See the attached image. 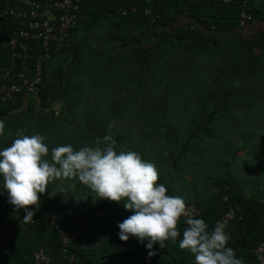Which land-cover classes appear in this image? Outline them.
<instances>
[{
  "label": "crops",
  "instance_id": "obj_1",
  "mask_svg": "<svg viewBox=\"0 0 264 264\" xmlns=\"http://www.w3.org/2000/svg\"><path fill=\"white\" fill-rule=\"evenodd\" d=\"M136 2L82 0L70 47L45 64L42 96L0 103V149L20 130L44 136L50 159L57 146L95 147L111 133L117 151L153 163L157 183L186 204L236 188L264 207V0H251L246 25L211 30L189 14L225 20L208 5L185 3L177 15L159 2L167 15L156 25L120 14ZM44 198L61 199L74 223L116 203L76 179L50 183Z\"/></svg>",
  "mask_w": 264,
  "mask_h": 264
},
{
  "label": "clouds",
  "instance_id": "obj_2",
  "mask_svg": "<svg viewBox=\"0 0 264 264\" xmlns=\"http://www.w3.org/2000/svg\"><path fill=\"white\" fill-rule=\"evenodd\" d=\"M4 135L5 123L0 120V136ZM45 139L18 130L12 144L0 149V196L6 194L14 212L24 213L25 223L33 221L50 183L76 179L97 200L122 204L132 212L118 224L119 239L136 238L145 245L149 258L156 254L152 251L155 245L163 249L166 241L175 242L182 236L179 248L193 255V264H242L228 247L227 225L217 221L210 231L204 219L188 213L183 197L166 194L165 185L157 183L153 163L135 151H117L111 133L97 138L95 147L57 146L50 159ZM182 217L186 227L181 233L177 225Z\"/></svg>",
  "mask_w": 264,
  "mask_h": 264
},
{
  "label": "trees",
  "instance_id": "obj_3",
  "mask_svg": "<svg viewBox=\"0 0 264 264\" xmlns=\"http://www.w3.org/2000/svg\"><path fill=\"white\" fill-rule=\"evenodd\" d=\"M170 1L172 2H170L169 6L177 15L183 13L182 6L185 3L191 4L193 2H196V6L199 4H201L199 6L208 5L210 9L219 11V14L224 15V21L219 19L218 14H214L211 19L206 20L203 16L195 15V13L189 10V14L196 16L198 22L206 21L205 24L210 30L213 27L234 29L239 26L240 9L238 3L228 5L221 2L203 0ZM159 2L163 1L157 0L152 5L153 10L160 14V17L156 20L144 14L143 9L146 5L144 0H138V2L133 4L137 5V12L125 16L143 18L146 19L148 24L151 22L157 25L159 22H164L166 20L164 17L167 15H164L163 10L159 12ZM250 3L252 5L251 0ZM3 5L4 0H0V8ZM252 12L255 17L253 5ZM38 49L37 45L34 46L33 53L35 54ZM0 58L4 60L2 65L0 64L1 68L7 63L1 42ZM40 96H42V93ZM226 195L228 196L227 201H224L222 194L212 197L207 204H196L202 207V213L197 218L204 219L211 231L221 214L229 207L236 209L243 218L241 220H232L226 224V231L230 234L228 247L234 249L237 258L242 260V264H258L254 249L257 243L264 238V207L259 204L258 200L250 196L248 197L242 189H232L227 191ZM101 211H104V214L98 218V214ZM17 213L24 215L22 211L14 212L13 207L7 203L6 194L0 196V225H5L10 229L5 257L14 264L33 262V253L40 245L48 249L54 264H193V255L188 250L179 248V239L182 236L178 237L175 242L166 241V247L163 249L158 244L155 245L152 251L156 254L150 258L145 245L140 244L136 238H130L126 242L121 241L118 236L120 231L118 224L132 214L130 210H125L122 204L112 203V205L104 207L98 206L86 215L83 222L74 223L73 214L69 212L67 204L61 199L44 198L41 200L39 210L36 212V221L33 224H29L26 228L21 227L19 224V220L16 217ZM53 215L57 216L56 222L63 228L67 230L79 229V235L71 242L66 253L63 251V246L58 240L57 231L51 224L50 220ZM177 226L182 233L186 227L183 218H181ZM69 256H72L73 260H69Z\"/></svg>",
  "mask_w": 264,
  "mask_h": 264
},
{
  "label": "built area",
  "instance_id": "obj_4",
  "mask_svg": "<svg viewBox=\"0 0 264 264\" xmlns=\"http://www.w3.org/2000/svg\"><path fill=\"white\" fill-rule=\"evenodd\" d=\"M157 0H144V14L154 20L160 17L152 5ZM165 1V0H161ZM194 1V0H188ZM215 1L224 4L238 3V25L244 26L254 18L250 0H203ZM82 9V0H4L0 8V33L2 35L1 47L5 52L7 63L0 68V102L12 103L23 93L39 95L44 80V68L55 50H63L70 47V34L78 25ZM137 5L120 9L122 15L137 12ZM38 46L34 54V46ZM57 106L55 112L57 113ZM224 201L228 196H223ZM189 214L198 217L202 213V207L196 204H186ZM104 211L98 214L102 217ZM17 219L21 227L26 228L36 221L25 223L23 215L17 213ZM56 215L51 218V224L58 233V240L66 253L71 242L79 235V229L67 230L56 222ZM184 219V217H182ZM243 217L236 209L229 207L217 221L228 224L232 220H241ZM10 237V229L0 225V264H14L5 257ZM258 264H264V238L261 239L255 249ZM34 261L28 264H54L48 249L38 246L33 253ZM69 260H73L69 256Z\"/></svg>",
  "mask_w": 264,
  "mask_h": 264
},
{
  "label": "rangeland",
  "instance_id": "obj_5",
  "mask_svg": "<svg viewBox=\"0 0 264 264\" xmlns=\"http://www.w3.org/2000/svg\"><path fill=\"white\" fill-rule=\"evenodd\" d=\"M251 120V119H250ZM251 122H253V121H251Z\"/></svg>",
  "mask_w": 264,
  "mask_h": 264
}]
</instances>
